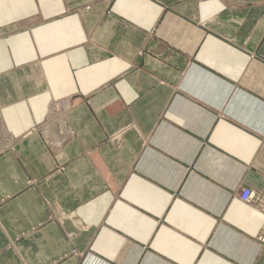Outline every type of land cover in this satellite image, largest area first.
<instances>
[{
	"label": "crops",
	"instance_id": "0c3cea01",
	"mask_svg": "<svg viewBox=\"0 0 264 264\" xmlns=\"http://www.w3.org/2000/svg\"><path fill=\"white\" fill-rule=\"evenodd\" d=\"M264 0H0V264H264Z\"/></svg>",
	"mask_w": 264,
	"mask_h": 264
},
{
	"label": "built area",
	"instance_id": "2783aa9c",
	"mask_svg": "<svg viewBox=\"0 0 264 264\" xmlns=\"http://www.w3.org/2000/svg\"><path fill=\"white\" fill-rule=\"evenodd\" d=\"M239 199L243 203L254 207L256 211L264 215V191L257 193L248 187H244L240 192Z\"/></svg>",
	"mask_w": 264,
	"mask_h": 264
},
{
	"label": "rangeland",
	"instance_id": "374dc122",
	"mask_svg": "<svg viewBox=\"0 0 264 264\" xmlns=\"http://www.w3.org/2000/svg\"><path fill=\"white\" fill-rule=\"evenodd\" d=\"M244 187H241L240 189H239V191H238V199H239V195H240V192H241V190L243 189ZM252 190V189H251ZM253 191H255V192H257V193H260V192H263L264 191V189H262V190H258V191H256V190H253ZM239 201H240V199H239ZM242 202V201H241ZM243 203V202H242ZM245 204V203H244ZM247 205V204H246ZM249 206V205H248ZM249 207H251L252 209H254L255 210V208L254 207H252V206H249ZM256 211V210H255ZM258 214H260L258 211H256ZM261 216H263L264 217V215H262V214H260ZM264 233L261 235V236H259L258 237V241L260 242V243H264Z\"/></svg>",
	"mask_w": 264,
	"mask_h": 264
}]
</instances>
